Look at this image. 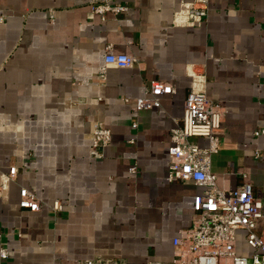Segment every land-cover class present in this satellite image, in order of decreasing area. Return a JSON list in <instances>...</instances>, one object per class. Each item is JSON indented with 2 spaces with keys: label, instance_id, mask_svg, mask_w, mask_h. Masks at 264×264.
Returning a JSON list of instances; mask_svg holds the SVG:
<instances>
[{
  "label": "crops",
  "instance_id": "crops-1",
  "mask_svg": "<svg viewBox=\"0 0 264 264\" xmlns=\"http://www.w3.org/2000/svg\"><path fill=\"white\" fill-rule=\"evenodd\" d=\"M192 1L108 0L125 11L101 20L88 0H0V175L17 169L0 197V264H170L172 239L190 226L202 190L164 179L187 65H200L207 98L224 109L210 161L216 186L247 182L264 208V136L253 135L264 127V0H207L203 23L174 24ZM107 45L137 64L108 68L100 81ZM151 81L174 93L135 112ZM96 122L110 131L100 159L88 151ZM19 188L40 200L39 211L18 206Z\"/></svg>",
  "mask_w": 264,
  "mask_h": 264
},
{
  "label": "built area",
  "instance_id": "built-area-1",
  "mask_svg": "<svg viewBox=\"0 0 264 264\" xmlns=\"http://www.w3.org/2000/svg\"><path fill=\"white\" fill-rule=\"evenodd\" d=\"M92 14L101 20L106 14L125 11L124 6L110 5L108 0H88ZM207 0H193L181 3L175 13L173 23L194 27L206 18ZM110 45L104 47L102 65L97 78L104 81L108 68H131L137 64L129 55L111 53ZM185 75L189 78V88L183 103L180 120L174 121L169 130L170 145L167 149V183H191L202 190L192 199L190 226L181 229L172 239V258L170 264H264V208L260 192L255 191L247 182H241L233 190L222 191L215 183L210 172L212 155L219 147V134L224 118V109L207 98L205 93L204 72L200 65H187ZM174 88L162 81H151L144 90V96L133 102L134 111L159 107V98L172 95ZM126 101V100H124ZM133 128L135 123L131 125ZM264 136V127L253 133ZM202 138L206 145L199 147L193 139ZM110 142V131L101 123H93L90 129L88 151L93 159L102 158V150ZM258 152L253 153L257 158ZM130 174L135 168L128 169ZM17 169L9 166L0 175V197H5L9 183L14 182ZM244 177V175H242ZM40 200L25 188L18 189V206L21 209L37 212ZM53 211H60L62 203L54 201ZM243 233V241L250 256L237 255L236 235ZM7 257V251L0 247V259ZM71 264H125L116 257H94L75 261ZM145 264H159L148 262Z\"/></svg>",
  "mask_w": 264,
  "mask_h": 264
},
{
  "label": "rangeland",
  "instance_id": "rangeland-1",
  "mask_svg": "<svg viewBox=\"0 0 264 264\" xmlns=\"http://www.w3.org/2000/svg\"><path fill=\"white\" fill-rule=\"evenodd\" d=\"M236 252L237 255L245 256L247 258L250 256V251L247 249L243 241V233L241 231H238L236 235Z\"/></svg>",
  "mask_w": 264,
  "mask_h": 264
}]
</instances>
